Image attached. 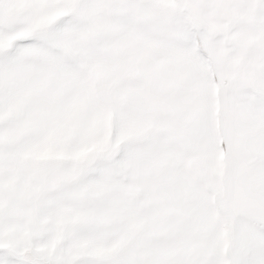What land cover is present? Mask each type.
I'll use <instances>...</instances> for the list:
<instances>
[{
	"label": "snow or ice",
	"instance_id": "1",
	"mask_svg": "<svg viewBox=\"0 0 264 264\" xmlns=\"http://www.w3.org/2000/svg\"><path fill=\"white\" fill-rule=\"evenodd\" d=\"M0 264H264V0H0Z\"/></svg>",
	"mask_w": 264,
	"mask_h": 264
}]
</instances>
